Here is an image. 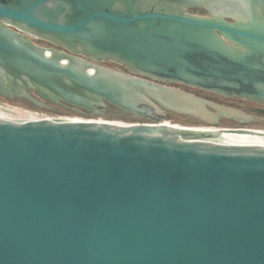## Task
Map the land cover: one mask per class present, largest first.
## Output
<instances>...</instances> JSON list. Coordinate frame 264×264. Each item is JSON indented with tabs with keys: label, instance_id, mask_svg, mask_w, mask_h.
<instances>
[{
	"label": "water",
	"instance_id": "obj_1",
	"mask_svg": "<svg viewBox=\"0 0 264 264\" xmlns=\"http://www.w3.org/2000/svg\"><path fill=\"white\" fill-rule=\"evenodd\" d=\"M159 83L264 106V0H0L1 97L142 121L0 109V264H264V134Z\"/></svg>",
	"mask_w": 264,
	"mask_h": 264
},
{
	"label": "flooded vegetation",
	"instance_id": "obj_2",
	"mask_svg": "<svg viewBox=\"0 0 264 264\" xmlns=\"http://www.w3.org/2000/svg\"><path fill=\"white\" fill-rule=\"evenodd\" d=\"M231 11H232V14H234V13L236 14V10L234 9V7ZM188 12L191 14H194V15H198V16H209L210 15V12L207 11V9L206 10L205 9H191V10H188ZM231 18H230V20H232ZM10 29L15 31V29H13V28H10ZM28 38L32 40L31 42L35 43L36 45H38V46H40L46 50H56V51L64 52L66 54H70L66 50H64L60 47L54 46L48 42L41 41V40H38V39H35L32 37H28ZM100 65L105 66V67L110 68V69H113V70L123 72V73H128V71L126 70L125 67H123L122 65L115 64V63L113 64L112 62H103V63H100ZM159 84L184 90V91L189 92L195 96L204 98V99L211 101L213 103H216L218 105L238 110L243 114L241 119L227 118L225 116H220L219 117L220 125H229L230 127H232L231 129H238V128L239 129H246V130H251V131H255V132L264 134V106L254 104L252 102H248L245 100L236 99V98H225V97L223 98L222 96H218V95H215L212 93H207V92L200 91L197 89L184 87L182 85L166 84V83H159ZM0 99L7 100L1 96H0ZM7 101H9V100H7ZM14 101L17 103H20L21 105H23L25 107L31 106V104L24 103L22 100H20L18 98H15ZM50 106L53 107L54 110L48 111L47 113L71 114L75 117H81V118H85L88 120L91 118L89 113H87V116H82V115L76 114L73 111V108L70 106H57V107H54L53 105H50ZM175 115L176 114L168 113L167 118L170 119V117H173ZM101 118L106 119V120L119 119L121 121H125V122L127 121V122H131V123H141L142 122L140 119L135 118L129 114H126V113L118 110L117 108H115L113 106H110V110L105 112L103 117H101ZM188 119H190V118H188ZM190 120L199 123L198 120L197 121L193 120V119H190Z\"/></svg>",
	"mask_w": 264,
	"mask_h": 264
},
{
	"label": "rangeland",
	"instance_id": "obj_3",
	"mask_svg": "<svg viewBox=\"0 0 264 264\" xmlns=\"http://www.w3.org/2000/svg\"><path fill=\"white\" fill-rule=\"evenodd\" d=\"M0 104L6 107H11L12 109L15 110H31L28 107H25L23 105H21L20 103H17L15 101H7V100H2L0 99ZM49 115L52 116H60L62 117H75L71 114H55V113H48ZM92 119V118H91ZM102 119V118H99ZM117 121H121V120H117ZM127 122V121H126ZM168 123H170L171 125H177V126H181V127H187V128H208V129H229L232 128L229 125H220V126H206L200 123H197L195 121H192L190 119H188L187 117H183V116H178L175 115L173 117H170V119H168Z\"/></svg>",
	"mask_w": 264,
	"mask_h": 264
},
{
	"label": "built area",
	"instance_id": "obj_4",
	"mask_svg": "<svg viewBox=\"0 0 264 264\" xmlns=\"http://www.w3.org/2000/svg\"><path fill=\"white\" fill-rule=\"evenodd\" d=\"M0 109H12L11 107H6L0 104ZM15 110V109H13ZM22 111H26L29 112L28 114H26V117L28 118H42V119H46V120H53V119H73V120H78V121H85L88 119L85 118H81V117H60V116H52L49 115L46 112L43 111H39V110H22ZM89 120H95V121H101V122H113V123H118V124H131V122H125V121H117V120H106V119H89ZM88 120V121H89ZM208 129V128H205Z\"/></svg>",
	"mask_w": 264,
	"mask_h": 264
},
{
	"label": "bare ground",
	"instance_id": "obj_5",
	"mask_svg": "<svg viewBox=\"0 0 264 264\" xmlns=\"http://www.w3.org/2000/svg\"><path fill=\"white\" fill-rule=\"evenodd\" d=\"M181 127V126H179ZM192 129H195L197 131H201V132H207V133H218V132H223V131H220L219 129H205V128H192ZM231 134H234V133H231ZM234 135H240V136H243V137H247V138H264V136H262L261 134H244V135H241V134H234Z\"/></svg>",
	"mask_w": 264,
	"mask_h": 264
},
{
	"label": "trees",
	"instance_id": "obj_6",
	"mask_svg": "<svg viewBox=\"0 0 264 264\" xmlns=\"http://www.w3.org/2000/svg\"><path fill=\"white\" fill-rule=\"evenodd\" d=\"M28 108H30L31 110H39V111H43V112H48V111H46V110H44V109H38V108H35V107H33L32 105L30 106V107H28ZM116 120H119V119H116Z\"/></svg>",
	"mask_w": 264,
	"mask_h": 264
}]
</instances>
